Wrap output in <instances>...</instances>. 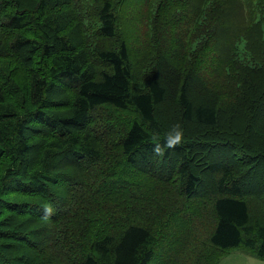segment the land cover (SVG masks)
Here are the masks:
<instances>
[{"label": "trees", "instance_id": "16d2710c", "mask_svg": "<svg viewBox=\"0 0 264 264\" xmlns=\"http://www.w3.org/2000/svg\"><path fill=\"white\" fill-rule=\"evenodd\" d=\"M233 249L264 260V0H0V264Z\"/></svg>", "mask_w": 264, "mask_h": 264}, {"label": "rangeland", "instance_id": "374dc122", "mask_svg": "<svg viewBox=\"0 0 264 264\" xmlns=\"http://www.w3.org/2000/svg\"><path fill=\"white\" fill-rule=\"evenodd\" d=\"M136 31L139 34L138 29ZM140 41L142 43L144 42V38H142L141 36H140ZM139 44L140 42L137 39L135 42H133V46L136 51L135 56H133V58L135 59L139 58L142 54V51H140V49L138 48ZM136 165H140V164L136 163ZM250 255L247 254L243 249H233L228 251L227 254L224 255L220 264H264V260H260L257 257Z\"/></svg>", "mask_w": 264, "mask_h": 264}, {"label": "clouds", "instance_id": "9594fccd", "mask_svg": "<svg viewBox=\"0 0 264 264\" xmlns=\"http://www.w3.org/2000/svg\"><path fill=\"white\" fill-rule=\"evenodd\" d=\"M180 135H181V133H180V132H177V133H176V139H177V140H179V138H180Z\"/></svg>", "mask_w": 264, "mask_h": 264}]
</instances>
